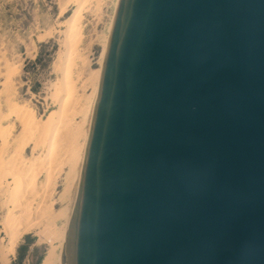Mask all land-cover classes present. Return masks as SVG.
<instances>
[{
  "label": "water",
  "instance_id": "95a60500",
  "mask_svg": "<svg viewBox=\"0 0 264 264\" xmlns=\"http://www.w3.org/2000/svg\"><path fill=\"white\" fill-rule=\"evenodd\" d=\"M61 264H264V0H118Z\"/></svg>",
  "mask_w": 264,
  "mask_h": 264
},
{
  "label": "rangeland",
  "instance_id": "374dc122",
  "mask_svg": "<svg viewBox=\"0 0 264 264\" xmlns=\"http://www.w3.org/2000/svg\"><path fill=\"white\" fill-rule=\"evenodd\" d=\"M80 1L0 0V264H42L50 250L54 256L60 251L61 257L63 247L60 250L54 238L65 219L58 214L66 208L68 189L73 186L68 176L70 166L63 163L65 155H61L64 148L60 147L66 140L63 135L56 140L55 153L59 156L52 160L47 179L46 165L41 164L51 131L45 130L40 139L31 129L23 130L15 113L28 114L45 125L51 113H60L61 102L71 90L73 99L65 114L73 124H86L82 110L94 88L93 75L99 68L107 27L114 17L115 0H90L87 7ZM77 8H81V14L76 25L79 31L74 30L76 37L68 22ZM74 47L80 59L71 63L72 80L67 84L63 75L68 50ZM78 109L79 114L68 116ZM31 162L38 168L33 173L34 185L22 188L21 182H14L21 173L15 172ZM45 183L49 191L44 189ZM18 188L23 191L20 193Z\"/></svg>",
  "mask_w": 264,
  "mask_h": 264
},
{
  "label": "bare ground",
  "instance_id": "6f19581e",
  "mask_svg": "<svg viewBox=\"0 0 264 264\" xmlns=\"http://www.w3.org/2000/svg\"><path fill=\"white\" fill-rule=\"evenodd\" d=\"M81 2H82V4H81ZM117 3H118V0H115V3H114V13H115V9H116ZM79 4L83 5V7H87V6L91 5V1L90 0H81ZM77 9H79V8H77ZM80 11H81V8L79 10L75 11L76 13L73 14L74 15L73 18H71V20H69V22H68L69 23V28H70V30H73L71 32H74V34H75V31L74 30H77L76 29L77 28L76 25H78V23H79L78 20H79L80 14H81ZM112 21L113 20L110 21V23H109V25L107 27L108 37L105 40V43L103 45V48H102V51H101V54H100V64H99V68L94 72V75H93L94 76V79L91 77L93 79V81L95 82L93 91H92L91 95L87 98L86 105L84 104L85 107L82 110L83 118H84L86 124H84V125L83 124H73V123H71L68 120L69 118L65 114V113H67V107L70 105V102L73 99L72 98V95L74 94V91L72 92L71 90H68L67 91V94H66L65 99L63 98V101L61 102L62 104H61V107H60V113L59 114L56 113L57 116H55V113H53V114L51 113L49 115V117L46 119L47 122H45L46 123L45 125L36 123L37 121L35 122L34 119L32 118V116H30L28 114H24L22 112L15 113V118H17L20 121V123H21V125L23 127V130H26L27 131V130H30L31 129L32 132H34L35 134L36 133L38 134V136H39L38 138H40V139L42 138L43 133H45L44 132L45 130L51 131V133L49 132L50 134H49V137L47 138L48 139L47 142L44 143V146H45V149H46V151H45L46 153H45V155L43 157V161H42L43 164H41L44 167L46 165L45 171H46V175H47L46 177H47V179H49L48 177L50 176V168H51L50 166L54 165V164L51 165L52 160L55 159L54 161H56V158L59 156V155L57 156L56 153H55V151H58L57 149L55 150V148L57 146L56 144H58L56 140L59 141V138L58 137L60 136V138H61L62 135L64 136L63 138H65L64 140H66L65 146L64 147H62V146L60 147L61 149L64 148V154L62 152L61 155H62V157H63V155H65L64 156L65 158L63 159V160H65V162L63 161V163H66L68 166H70V171H69V175L68 176L72 180L73 186H72V188L69 187V189H68V201L66 202L67 203L66 208L58 214L59 215L58 217L65 219V221H64L65 224L57 232V237L54 238V241L56 243L58 242L59 249L60 250L63 247L62 246L63 242L65 241L64 239H65V236H66L65 234H66V230H67V226H68L67 223H69V218H70V215H71V209H72L74 192H75V188H76V184H77L79 172H80V169H81V166H82V162H83V158H84V151H85V147H86L87 136H88V133H89V128H90V122H91L93 107H94V104H95V101H96V97H97L98 85H99V79H100V73H101V68H102L103 60H104V57H105V52H106V48H107L109 34H110V31H111V27H112ZM78 31L79 30H77V32ZM77 32L75 34L76 37H77ZM68 34H70L69 33V30H68ZM104 39H105V37H104ZM75 59H80V57L78 55L77 49L75 47L74 48H69V50H68V63H67V66H66L67 68H66V71H65V73L63 75L64 76L63 77L64 78L63 80L67 84L68 83H71V80H72V72L70 70V67L72 66L71 63ZM79 61H81V60H79ZM12 113H14V112H12ZM77 113L79 114V109L77 111H73V113L70 112V114L68 116H72V115L73 116H76ZM59 145H60V143H59ZM54 157H56V158H54ZM57 160H58V158H57ZM11 162H13V161L11 160ZM18 163H21V162H18ZM35 164H36V162H35ZM38 164H40V163H38ZM24 165L25 164H23V166ZM8 166H10V165H8ZM11 166H13V165H11ZM20 166H19V168H20ZM13 167H11V168H13ZM22 167H21V171H19L20 169L19 170L17 169V172H15V175H19L21 173L20 174L21 177L18 179L17 178L18 176L14 178L13 175H12V179L14 178V182L19 181V182H17V184L18 183L20 184V182H21L22 183L21 184L22 185V188H25L27 186V184H29V183L33 184L32 182L35 181L34 178H36V177L33 176V173L38 168H36V166H34V164L32 162L28 166H25L24 168H22ZM51 170H53V169H51ZM16 173H18V174H16ZM34 175H35V173H34ZM45 182H47V181L45 180ZM47 183H50V182H47ZM25 184H26V186H24ZM50 185H51V183H50ZM15 186H17V185H15ZM43 187H44V185H43ZM43 187H41L42 188V191H43ZM19 188H21V186H19ZM27 189L29 190V188H27ZM33 189L31 188V190H33ZM44 189L45 190L48 189V191H49L50 190V186L45 183ZM19 190H20V193L23 191V189L22 190L19 189ZM36 190L38 191V189H36ZM40 191L41 190H39L38 192H40ZM33 192H34V190H33ZM31 193H32V191H31ZM31 193L29 192V194H31ZM29 194H28V196H29ZM19 195H21V194H19ZM31 195L33 196V193ZM42 196H43V192H42ZM43 200H42L41 204H45V203H43ZM54 255L55 254L53 253V250H50L48 252V255L43 260L42 264H52V263L53 264H61L60 251H59V253H58L57 256H54Z\"/></svg>",
  "mask_w": 264,
  "mask_h": 264
}]
</instances>
